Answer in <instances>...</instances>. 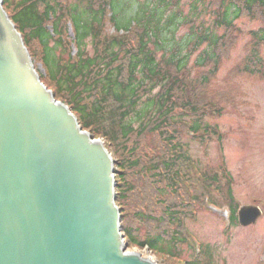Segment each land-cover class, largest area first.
Masks as SVG:
<instances>
[{
	"label": "trees",
	"instance_id": "16d2710c",
	"mask_svg": "<svg viewBox=\"0 0 264 264\" xmlns=\"http://www.w3.org/2000/svg\"><path fill=\"white\" fill-rule=\"evenodd\" d=\"M2 1L32 60L43 67L40 80L115 156V203L130 245L178 256L189 244L183 220L203 204L219 207L213 192L224 198L231 224H237L238 205L225 168L220 170L224 183L215 171L196 169L181 137L190 134L199 143L221 139L204 123L206 114L220 113L205 87L236 41L234 19L261 20L242 71L264 78V62L257 55L264 43V0H190L186 14L180 0ZM202 14L211 18V26L203 25L204 19L195 24ZM107 24L115 34H107ZM69 25L74 54L66 39ZM181 25L188 31L177 40ZM203 45L208 51L201 50L197 64L215 57L212 69L191 79L188 62ZM140 190L147 193V204L129 211L126 200ZM144 226L148 229L141 233ZM201 254L210 256L208 246Z\"/></svg>",
	"mask_w": 264,
	"mask_h": 264
},
{
	"label": "water",
	"instance_id": "95a60500",
	"mask_svg": "<svg viewBox=\"0 0 264 264\" xmlns=\"http://www.w3.org/2000/svg\"><path fill=\"white\" fill-rule=\"evenodd\" d=\"M114 173L40 81L0 0V264H155L123 242ZM238 208L242 227L262 214Z\"/></svg>",
	"mask_w": 264,
	"mask_h": 264
},
{
	"label": "rangeland",
	"instance_id": "374dc122",
	"mask_svg": "<svg viewBox=\"0 0 264 264\" xmlns=\"http://www.w3.org/2000/svg\"><path fill=\"white\" fill-rule=\"evenodd\" d=\"M11 1L16 2V0ZM189 2L190 0H180L179 9L183 14L187 13ZM201 6L198 8L199 10ZM169 10H166L163 15L167 16ZM202 19H204L203 25L211 26V18L207 14H202L195 24H198ZM233 23L237 29L234 33L237 35L236 41L219 61L216 66L217 70L209 77V83L205 87V96L213 97V101L218 102L217 110L220 113L215 116L206 114L204 123L214 127L216 132L221 135V139L218 142L213 140L199 143L190 134H185L181 138L182 143L188 147L189 156L196 169H211L219 176L220 172L217 170L224 167L227 176L231 178L232 195L236 204L238 206L255 204L260 207L262 214L254 225L244 227L238 223L229 225L226 204L222 203V198L213 192L212 197L221 202V209L207 207L204 204L193 209L192 216L183 220L185 225L183 231L187 233L189 244H184L176 257L158 255L146 247L130 245L121 232L128 251L138 252L140 256L154 260L155 264H180L191 261L195 256L202 255L197 253L198 250L207 246L210 256H198L199 264H264V78L242 71V66L246 64L245 61L254 45L251 43L252 33H259L263 24L260 19H251L248 16L234 19ZM107 29L109 34L113 33L110 27ZM67 31L66 39L72 42L73 31L70 28ZM187 31L188 26L181 25L175 32L177 40ZM88 49L90 50L91 47L88 46ZM203 49L208 51L207 47L203 45L202 49L190 57L188 67L191 79L212 69L211 65L214 63L215 57L204 66L197 64ZM74 51L75 48L72 44L71 53L74 54ZM257 51V55L264 62V43L257 47ZM32 65L38 76L43 74L41 65L33 60ZM87 132L89 131L87 130ZM89 134L91 135V133ZM91 137L99 139L104 144L102 138H94L92 135ZM148 141L150 143L151 139ZM110 155L112 160L115 159L111 152ZM194 177H196V173H194ZM219 177L223 178L222 175ZM137 178L139 175H133L132 180L138 184ZM139 183L141 185L143 182ZM184 186L188 189L190 184ZM146 195L147 193L142 190L131 194L130 200H126L131 202L132 207L129 211H133L134 208H142L143 205L145 207L148 202ZM124 207L125 212L128 208ZM125 221L129 222L128 214H126ZM122 223L124 224V220ZM132 223L134 226L138 224ZM141 228V233H146L148 228L145 226Z\"/></svg>",
	"mask_w": 264,
	"mask_h": 264
},
{
	"label": "bare ground",
	"instance_id": "6f19581e",
	"mask_svg": "<svg viewBox=\"0 0 264 264\" xmlns=\"http://www.w3.org/2000/svg\"><path fill=\"white\" fill-rule=\"evenodd\" d=\"M132 252H134V251H132ZM134 253H138V252H134ZM143 257V256H142ZM153 262H154V260H153Z\"/></svg>",
	"mask_w": 264,
	"mask_h": 264
}]
</instances>
